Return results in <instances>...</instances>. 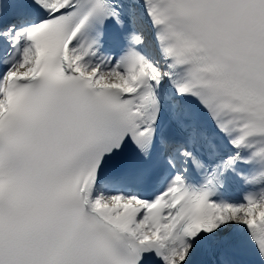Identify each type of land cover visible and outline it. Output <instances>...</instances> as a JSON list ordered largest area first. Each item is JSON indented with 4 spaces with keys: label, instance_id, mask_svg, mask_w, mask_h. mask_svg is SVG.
<instances>
[{
    "label": "snow or ice",
    "instance_id": "obj_1",
    "mask_svg": "<svg viewBox=\"0 0 264 264\" xmlns=\"http://www.w3.org/2000/svg\"><path fill=\"white\" fill-rule=\"evenodd\" d=\"M0 264H264V0H0Z\"/></svg>",
    "mask_w": 264,
    "mask_h": 264
}]
</instances>
